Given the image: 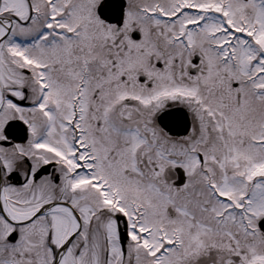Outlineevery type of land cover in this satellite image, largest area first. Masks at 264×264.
<instances>
[{
	"label": "snow or ice",
	"instance_id": "1",
	"mask_svg": "<svg viewBox=\"0 0 264 264\" xmlns=\"http://www.w3.org/2000/svg\"><path fill=\"white\" fill-rule=\"evenodd\" d=\"M0 264H264V0H0Z\"/></svg>",
	"mask_w": 264,
	"mask_h": 264
}]
</instances>
